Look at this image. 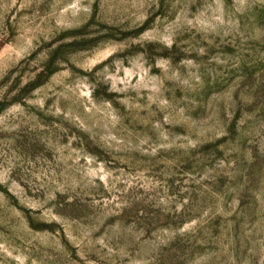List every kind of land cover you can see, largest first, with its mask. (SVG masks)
<instances>
[{
	"label": "rangeland",
	"instance_id": "rangeland-1",
	"mask_svg": "<svg viewBox=\"0 0 264 264\" xmlns=\"http://www.w3.org/2000/svg\"><path fill=\"white\" fill-rule=\"evenodd\" d=\"M0 264H264V0H0Z\"/></svg>",
	"mask_w": 264,
	"mask_h": 264
}]
</instances>
